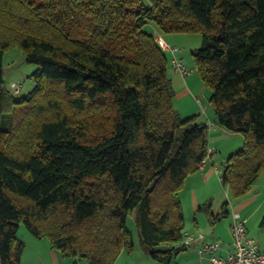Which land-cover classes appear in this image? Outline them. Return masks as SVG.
<instances>
[{
    "label": "trees",
    "instance_id": "1",
    "mask_svg": "<svg viewBox=\"0 0 264 264\" xmlns=\"http://www.w3.org/2000/svg\"><path fill=\"white\" fill-rule=\"evenodd\" d=\"M6 2L0 264H21V224L76 264H115L134 246L131 219L145 251L171 264L186 249L171 245L185 229L179 192L209 155L208 127L174 110L169 61L147 27L203 34L194 57L217 123L245 137L222 176L238 196L264 172V0ZM13 45L37 66L35 89L20 99L4 82ZM45 91L49 100L38 102ZM202 210L212 224L229 215L226 205Z\"/></svg>",
    "mask_w": 264,
    "mask_h": 264
},
{
    "label": "rangeland",
    "instance_id": "2",
    "mask_svg": "<svg viewBox=\"0 0 264 264\" xmlns=\"http://www.w3.org/2000/svg\"><path fill=\"white\" fill-rule=\"evenodd\" d=\"M2 5H8L6 0H0V8ZM12 10V8L9 9L8 7L2 8V13L4 16L6 15L4 19L10 20L14 16ZM18 10H20V8ZM147 30L153 33L156 39L158 36H162L172 49H177V51L174 52L175 55L166 52L169 61L168 77L172 82L175 92L173 100L174 110L182 119L196 117V123L201 125L205 124L208 127L209 151L212 153L211 149L214 148V155L220 154V157L218 156L219 160L215 161V165L213 164V160L209 163L210 169H212L209 177L205 179V177H202L203 174H197V171L189 175L184 181V188L179 192L182 209L186 215L184 233L185 230L188 231L189 227L196 226V223L194 224L188 216L189 208L195 206V204L197 208L206 205L209 209L211 208L214 215H217V209L219 210V212L217 211L218 214H222V209L226 205L229 215H225L220 222H224L225 227H229L233 213L238 210L240 203L249 199L252 202L247 206L245 212L240 211L241 217L243 220H248V223L246 222L248 233L256 240V243L260 247V251L264 252V172L260 174L249 190L238 196L233 194L228 184L222 182V176L225 172L224 161L228 162L234 154L244 147L245 137L242 134L231 133L226 130H216L215 133L218 134L212 135L213 137L211 136V129H221V127L217 123L215 108L210 102L212 90L200 76L194 57L196 51L203 45V34L163 33L156 28L155 25H149ZM174 57L182 60L184 69L187 73L186 75L180 74L174 70L172 66V59ZM2 65L5 71V86L16 99L28 95L35 89L36 83L32 75L37 70V66L29 64L26 61L25 54L18 45H13L4 52ZM15 86L17 88H13ZM49 93L51 92L45 91L39 95L37 98L38 102L49 100V98H47L49 97ZM59 99L61 100L60 96ZM56 103L57 102H53L50 109L54 110L53 106ZM83 117V114H78L75 116V119H82ZM91 135H95V132H92ZM215 167H217V169ZM198 217L202 221H208L206 212H199ZM208 226H213L210 220L208 221ZM129 227L138 242L139 231L132 219L129 220ZM189 232L194 233V231ZM27 234L30 233L27 231L25 225L21 224L17 231V238L24 243L27 239ZM181 241L182 239L179 243L175 242L171 244L172 247L181 245ZM166 249V245H161L160 250ZM180 254H185V252L183 251L175 255L171 264H177L176 260Z\"/></svg>",
    "mask_w": 264,
    "mask_h": 264
},
{
    "label": "crops",
    "instance_id": "3",
    "mask_svg": "<svg viewBox=\"0 0 264 264\" xmlns=\"http://www.w3.org/2000/svg\"><path fill=\"white\" fill-rule=\"evenodd\" d=\"M158 37L164 39L162 36H158ZM216 130H225V129L223 128L214 129L213 128L210 130L211 136L218 134V133H215ZM217 132H222V131H217ZM211 152L212 153H210L209 151V156L207 157L205 162L200 166L197 172V174L198 173L203 174L202 177H205V179L209 177V175L212 172V169H210V166H209L210 161L213 160V164L215 165V161L219 160V157H220V154L214 155V148L211 149ZM223 164L225 166L226 162L224 161ZM215 168L217 169V167ZM251 202L252 201H250L249 199L246 201H243L242 203H240L238 210L234 213H239L241 215L240 211L245 212L247 206ZM205 207L206 205H204L203 207L199 206V208H197L195 204V206L189 208L188 216L194 222V224L196 223L195 224L196 226L189 227L188 231L185 230V232H189V231L197 232L198 231L200 233H203L206 236V239L208 241H220L223 244L224 250L228 249L232 242L231 226L233 225V216H232V221L229 227L228 226L225 227L224 222H218L216 224H212L213 225L212 227H209L208 226L209 217H208V221L207 220L202 221L198 217L199 212L205 213V211L202 210V208H205ZM217 211L219 212L218 209ZM217 211L216 213L218 215ZM184 216H185V221H186L185 212H184ZM246 221L248 223V220ZM26 238L27 239L24 242V249H23L22 257H21V264H76L77 259L71 258V257H65L64 255H62L61 252L52 248V246L50 245L48 241L37 239L31 234H27ZM140 240L141 239L139 236V240L137 242L133 234L134 246L131 249H127V248L124 249L121 252L115 264H161L156 259H154L148 252L145 251ZM166 247H169V246H166ZM198 247H199L198 244H194L189 247H186V249L184 250L185 254H180L178 256L176 260L177 264H192V263L199 262L200 258L198 256ZM222 253L223 251L219 252V254H222ZM202 262L204 264H210L208 258L202 259Z\"/></svg>",
    "mask_w": 264,
    "mask_h": 264
},
{
    "label": "built area",
    "instance_id": "4",
    "mask_svg": "<svg viewBox=\"0 0 264 264\" xmlns=\"http://www.w3.org/2000/svg\"><path fill=\"white\" fill-rule=\"evenodd\" d=\"M157 41L163 51L175 55L174 52L177 49H172L162 38L158 37ZM172 66L176 72L183 75L187 74L182 60L177 57L172 59ZM246 222L239 213L233 214L232 242L228 249L224 250L220 241H208L206 236L200 232H185L180 244L184 247L198 244L200 261L192 264H204L202 262L204 258H208L210 264H264V252L260 251L256 240L249 235ZM220 251L223 253L219 254Z\"/></svg>",
    "mask_w": 264,
    "mask_h": 264
},
{
    "label": "water",
    "instance_id": "5",
    "mask_svg": "<svg viewBox=\"0 0 264 264\" xmlns=\"http://www.w3.org/2000/svg\"><path fill=\"white\" fill-rule=\"evenodd\" d=\"M157 182H154L150 188V192H153L156 187Z\"/></svg>",
    "mask_w": 264,
    "mask_h": 264
}]
</instances>
